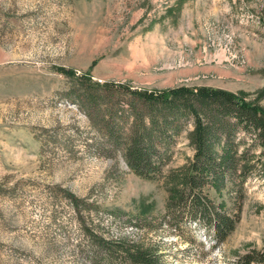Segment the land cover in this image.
Returning <instances> with one entry per match:
<instances>
[{
	"label": "rangeland",
	"instance_id": "1",
	"mask_svg": "<svg viewBox=\"0 0 264 264\" xmlns=\"http://www.w3.org/2000/svg\"><path fill=\"white\" fill-rule=\"evenodd\" d=\"M83 76L222 89L264 117V0H0V264H95L87 229L162 264H236L263 247L264 141L253 129L236 126L234 170L201 189L236 220L216 241L181 206L193 191L192 117L159 146L169 159L154 177H140L120 153L100 152L103 132L66 94Z\"/></svg>",
	"mask_w": 264,
	"mask_h": 264
},
{
	"label": "trees",
	"instance_id": "2",
	"mask_svg": "<svg viewBox=\"0 0 264 264\" xmlns=\"http://www.w3.org/2000/svg\"><path fill=\"white\" fill-rule=\"evenodd\" d=\"M73 77L74 73L66 71ZM115 86V85H114ZM110 86L108 82H92L81 77L68 89L67 95L85 111L91 122L102 131L104 143L98 144L101 153H120L128 167L140 177L153 178V170L169 159L167 150L183 122L192 119V140L195 154L192 170L186 177V185L193 191L182 202L186 214L197 220L210 231L216 241L223 240L234 228L235 218L221 211L207 194L201 192L206 178L222 182L226 174L234 170V152L231 137L238 124L251 128L264 141V117L254 105L242 97L222 89L200 87L191 89L176 86L163 90L130 88L125 84ZM260 114V115H259ZM191 116V117H190ZM233 119V121H231ZM225 138L218 155L214 145ZM111 144L107 150V146ZM160 162V164H157ZM197 190H196V189ZM75 208L89 205L72 193H66ZM95 208V207H94ZM114 216L123 214L111 211ZM180 214L173 212L171 219L178 220ZM89 246L95 248L91 256L95 264H162L152 250L141 248L126 237L105 240L91 231L84 232ZM236 264H264V245L241 255Z\"/></svg>",
	"mask_w": 264,
	"mask_h": 264
}]
</instances>
